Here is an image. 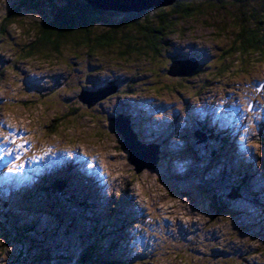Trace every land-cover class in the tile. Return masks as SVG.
Listing matches in <instances>:
<instances>
[{
  "label": "rangeland",
  "instance_id": "374dc122",
  "mask_svg": "<svg viewBox=\"0 0 264 264\" xmlns=\"http://www.w3.org/2000/svg\"><path fill=\"white\" fill-rule=\"evenodd\" d=\"M22 3L0 0V180L16 186L2 195L0 187V198L10 206L8 228L28 236L13 232L8 242L0 231V264H29L42 254L75 264L90 245L98 261L117 264H264V52L229 56L240 29L232 17L254 3L203 5L201 16L175 19L150 44L140 31L158 26L151 17L106 30L109 47L91 40L105 36L102 25L86 46H46L28 58L51 5L44 1L39 16ZM111 14L101 19L129 13ZM190 57L198 65L191 74L167 73L173 60ZM110 86L116 91L89 107L78 99ZM118 114L130 119L138 142L159 145L155 169L134 171L113 126ZM198 131L226 143L197 144ZM74 164L102 176L71 178ZM54 180L65 183L72 208ZM216 194L227 202L223 211L213 207ZM83 200L85 210L77 207Z\"/></svg>",
  "mask_w": 264,
  "mask_h": 264
},
{
  "label": "trees",
  "instance_id": "16d2710c",
  "mask_svg": "<svg viewBox=\"0 0 264 264\" xmlns=\"http://www.w3.org/2000/svg\"><path fill=\"white\" fill-rule=\"evenodd\" d=\"M23 7H27L29 10H34L37 15H44V11L42 7L48 2L51 5L48 20H45L44 23H41L39 26V30L41 31V35L37 38L36 43L32 50H30L27 54L23 56V58H28L32 56L34 53L41 52L39 48L49 47V51H55L60 46L66 45L70 42L71 45L74 46H86L90 44V35L93 27L105 25L107 29H105V36L96 37L93 42V46L97 47H109L113 44V39L109 38L110 33L108 31H117L120 29L130 28L135 25L140 27L138 23L141 20H148V18H152V21L156 22L158 26L148 27V29H141L140 35L142 36L140 39L144 41L147 40L148 44H150V39H154V37L162 36L164 31H168L171 27H174L176 24L175 19L179 18H191L192 16H201L202 7L205 5V8H211L216 4H220V0H175L171 5L160 7V8H150L139 13H129L118 20L114 19L112 21H107L105 19H101L102 17L112 15L111 12H103V11H95L89 5H87L83 0H23ZM232 1L234 4H240L242 8V4L249 5L250 3L254 5L251 7L250 12L244 15L240 9V17L234 16L232 17L236 22H239V31L235 37H232V51L229 56H235L238 59H244L248 55H262L264 52V0H228ZM226 2V1H225ZM255 2L261 7L257 9V5ZM58 3H60L58 5ZM223 5V4H222ZM221 8V5H219ZM262 11V13H261ZM17 13L13 12L9 15V19L12 17H16ZM245 19H244V18ZM249 19L252 21V28L248 25L249 22L246 21ZM237 25V24H236ZM108 30V31H106ZM171 32V31H170ZM151 35V36H150ZM151 45L148 46L150 50ZM238 62H234V66L232 68H236ZM231 69V67H230ZM57 186V190L59 192L60 201L69 209L72 208V201L68 199L64 193V183L59 181L55 182ZM242 192V191H241ZM223 195L222 193H218ZM242 194H246L243 193ZM213 207H215L216 211H223V209L227 208V202L220 197L219 195H213ZM227 198V197H226ZM218 213V212H217ZM3 220V221H2ZM0 231L3 232L1 237H4L8 242L9 237L12 235H18V238H25L26 232L22 231L17 234V231L14 230V227L8 228V216L2 217ZM7 224H6V223ZM15 234H12V233ZM32 232V230H31ZM29 235H31L29 233ZM32 236V235H31ZM95 242V240H93ZM42 254V253H41ZM96 249L94 246L90 245L85 248L84 251L79 253V257L76 260L75 264H115L109 263L108 259L102 257L103 260L98 261L96 256ZM79 260V263H78ZM97 261V262H96ZM29 264H61L59 262H55L53 257L45 255H36L35 257H31L28 260ZM28 264V263H27Z\"/></svg>",
  "mask_w": 264,
  "mask_h": 264
},
{
  "label": "water",
  "instance_id": "95a60500",
  "mask_svg": "<svg viewBox=\"0 0 264 264\" xmlns=\"http://www.w3.org/2000/svg\"><path fill=\"white\" fill-rule=\"evenodd\" d=\"M95 11L119 12V13H139L150 8H160L171 5L175 0H83ZM173 61L169 66V75L191 74L197 68V64L192 60ZM193 61V64L190 63ZM116 90L115 87L100 89L97 91H83L78 96L79 101L88 107L91 103L105 98ZM89 96V98L87 97ZM92 98L89 101V99ZM115 120L113 126L122 137V147L128 151V161L134 167V171L139 173L143 169H155L158 162V149L156 146L142 144L136 140V136L131 131L129 122L120 115L111 117ZM197 143L203 141V137L196 134ZM231 198V197H229Z\"/></svg>",
  "mask_w": 264,
  "mask_h": 264
},
{
  "label": "bare ground",
  "instance_id": "6f19581e",
  "mask_svg": "<svg viewBox=\"0 0 264 264\" xmlns=\"http://www.w3.org/2000/svg\"><path fill=\"white\" fill-rule=\"evenodd\" d=\"M125 108H128V107L125 106ZM164 108H165V107H163V112H165V114H167V110H164ZM166 109H168V107H166ZM208 114H210V113H207V115H208ZM161 121H162V120H161ZM207 122H208V118H205L203 123L206 124ZM164 124H165V123H164ZM155 127H157V126H155ZM154 130H157V128H154ZM153 132H154V131H153ZM212 132H213V131H212ZM225 132H226V131H225ZM77 153H78V152H74V151H72V155H73V156L75 155V157H79V158H80L79 155H81V156L83 155V154H81V153H80V154L78 153L79 155H77ZM73 156H72V157H73ZM86 156H87V155H86ZM79 158H78V159H79ZM87 158H88V156H87ZM78 159H77V160H78ZM81 159H82V158H81ZM88 159H89V158H88ZM78 161H79V160H78ZM8 162H9V160L4 161L3 165H10V166H11V164L8 163ZM6 163H8V164H6ZM70 164H72V161H71ZM75 164H77V163H75ZM75 164H74V167L77 169V172H75V173H69V174H70L69 177L73 176V178L78 179L77 176L75 177V175L80 174V178H82V177H86V178L90 179V177H94L93 180H92V182H93V181L96 180L95 176L98 177L99 179H100V177L102 176V175H101V176L96 175V172H95V174L91 175V174L85 172V171L83 170L84 168L82 169V167H80V165H77V166H76ZM79 164H81V161L79 162ZM15 165H16V164H15ZM74 167H73V169H74ZM175 167H176V165H175ZM1 169H2V167H0V170H1ZM36 172H37V171H36ZM171 174L176 176V174H175L174 172L171 173ZM71 178H72V177H71ZM5 181H6V180H0V187H1V191H2V192H1V195H2L3 190L5 189L6 186H8V187H14V186H15V185L13 184V182H8V183H5V184H4ZM16 181H17V180H16ZM17 182H18V181H17ZM88 182H89V181H88ZM87 184H88V183H87ZM89 184H90V183H89ZM86 186H87V185H86ZM15 187H16V186H15ZM88 187L91 189V186H88ZM80 192H81V191H80ZM91 192H93V191H91ZM91 192H90V193L86 192V194L88 195V197H90L89 195L92 194ZM96 193H97V195L94 194L92 198H94L95 200L97 199V201L94 200L93 203H94V204L97 203V205H100V202H101L100 198H102L104 195H101V196H100V191H99V193H98V191H97ZM132 198H133V197L129 198V200H128V198H126L125 195L122 196V200H124V199H125V200H128L129 203L133 202V201H130ZM131 204H132V203H131ZM124 205H125V204H124ZM132 209H133V208H132ZM120 212H121V211H120Z\"/></svg>",
  "mask_w": 264,
  "mask_h": 264
},
{
  "label": "snow or ice",
  "instance_id": "6c2138e0",
  "mask_svg": "<svg viewBox=\"0 0 264 264\" xmlns=\"http://www.w3.org/2000/svg\"><path fill=\"white\" fill-rule=\"evenodd\" d=\"M5 140H7V137L5 138Z\"/></svg>",
  "mask_w": 264,
  "mask_h": 264
}]
</instances>
